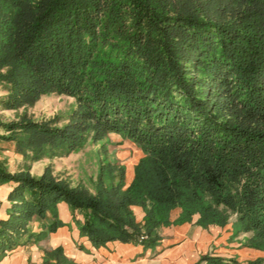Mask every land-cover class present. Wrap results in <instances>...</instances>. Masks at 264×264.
I'll return each instance as SVG.
<instances>
[{
  "label": "trees",
  "instance_id": "16d2710c",
  "mask_svg": "<svg viewBox=\"0 0 264 264\" xmlns=\"http://www.w3.org/2000/svg\"><path fill=\"white\" fill-rule=\"evenodd\" d=\"M0 85L8 109L52 93L75 99L63 124L27 113L0 121V139L26 159L69 155L109 133L143 151L129 184L124 166L105 161L94 191L50 168L0 169V183H16L0 257L24 235L62 226L61 201L88 212L76 223L95 246L153 248L163 226L224 227L236 214L234 234L251 233L244 244L264 251V0H0ZM42 264L76 263L58 246ZM194 264L264 256L242 263L207 252Z\"/></svg>",
  "mask_w": 264,
  "mask_h": 264
},
{
  "label": "crops",
  "instance_id": "0c3cea01",
  "mask_svg": "<svg viewBox=\"0 0 264 264\" xmlns=\"http://www.w3.org/2000/svg\"><path fill=\"white\" fill-rule=\"evenodd\" d=\"M23 163L24 156L16 151L15 142L0 139V169L15 173L24 169ZM133 175L134 168L128 169L127 184L131 182ZM15 185V181L0 183V220L9 217L11 201L8 196ZM134 211L137 219L142 221L144 217L142 208L134 206ZM58 212L63 222L62 226L41 238L30 239L27 234L24 235L14 248L5 250L0 257V264H42L45 250L58 246H62L65 254L76 264H194L201 254L212 250L218 255L238 256L239 259L264 256V251L249 247L228 252L230 245L236 243H230L233 231L228 228L222 230L219 226L205 229L195 222L163 226L160 229L161 239L153 248L119 240L95 246L87 236H81L76 223V218L84 220L88 216L87 211L74 212L68 203L61 201L58 203ZM177 215L178 213L173 216L172 213V218H176ZM51 220L53 218L48 213L46 222ZM44 222L34 218L30 223L32 231H42ZM211 246L215 248L212 249Z\"/></svg>",
  "mask_w": 264,
  "mask_h": 264
},
{
  "label": "rangeland",
  "instance_id": "374dc122",
  "mask_svg": "<svg viewBox=\"0 0 264 264\" xmlns=\"http://www.w3.org/2000/svg\"><path fill=\"white\" fill-rule=\"evenodd\" d=\"M5 94V90L0 85V97ZM74 104L75 99L73 97L59 93L44 95L33 105H25L15 109L5 108L0 103V121L16 120L24 113H27L29 116L40 120L58 118L60 124H63ZM3 132V129L0 128V133ZM142 156V149L134 142L124 138L118 133H109L107 136L103 137L100 142L92 140L87 141L82 149L72 152L69 155L43 158L37 161L24 158L23 170H29L33 175L40 176L44 173L46 168H50L52 174L57 178L69 181L72 185H83L91 191H94V183L98 178V168L101 164H103L105 168H108L104 163L105 161L115 164L117 168L124 166L126 168L127 177L128 169L134 168ZM178 212L179 209L174 210L173 216ZM34 218L40 219L37 216ZM218 226L219 225H210L205 229H212ZM238 226L239 223L237 222L236 214L231 215L230 222L226 226H219L222 227V230L228 228L233 231L230 236V243H236H234L235 245L233 246L230 245L228 252L232 249H236L237 251L243 247H248L244 243L251 237L252 234L244 232H240L238 235H236V233L234 234V232L239 228ZM211 248L213 249L215 246H211ZM208 252L218 255L213 250ZM236 258L240 262L245 263L250 258L252 259L256 257H240L239 259L238 256H236Z\"/></svg>",
  "mask_w": 264,
  "mask_h": 264
}]
</instances>
